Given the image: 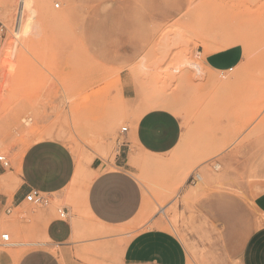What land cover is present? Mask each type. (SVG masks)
<instances>
[{"label":"rangeland","instance_id":"374dc122","mask_svg":"<svg viewBox=\"0 0 264 264\" xmlns=\"http://www.w3.org/2000/svg\"><path fill=\"white\" fill-rule=\"evenodd\" d=\"M46 1L0 0V154L13 166L28 144L60 140L76 158L73 181L82 184L92 159L113 158L123 142L132 114L126 79L137 117L169 109L181 121L180 141L164 157L132 160L144 193L140 217L115 232L75 221L71 241L119 264L120 235L158 227L178 236L188 264H240L245 222L235 220L239 214L216 221L195 204L208 194L228 197L235 209L250 204L245 172L264 148V0ZM238 38L245 44H234ZM232 48L241 54L232 69L204 63L205 54ZM194 174L200 179L188 183ZM248 209L246 220L264 221ZM3 232L23 244L9 252L43 240Z\"/></svg>","mask_w":264,"mask_h":264},{"label":"crops","instance_id":"0c3cea01","mask_svg":"<svg viewBox=\"0 0 264 264\" xmlns=\"http://www.w3.org/2000/svg\"><path fill=\"white\" fill-rule=\"evenodd\" d=\"M240 61L241 54L235 48L204 56L208 67L223 71ZM134 90L132 83L124 79L122 93L132 105V114L126 120L127 130L121 133L122 144L116 146L113 158L92 159L82 184L73 181L75 156L57 139L35 141L21 154L15 153L13 166L0 165V231L6 228L15 237L43 239L34 240L37 244L22 252L12 253L0 245V264H106L84 251L82 244H73V223L84 220L115 232L140 217L144 193L134 176L132 160L138 154L164 157L177 147L182 135L179 117L167 108L147 110L137 117L138 106L130 102ZM245 175L243 191L249 205L240 202L235 209L237 203L228 202V197L210 194L195 205L209 216H216V221L239 214L235 220L245 222L238 243L240 264H264V221L257 225L245 219L250 213L248 207L264 216V148L253 156ZM32 188L48 193L50 205L37 208L27 202L25 195ZM71 197L73 205L63 207L66 217H58L55 205L70 202ZM120 236L125 241L119 264H188L183 243L165 229L153 227Z\"/></svg>","mask_w":264,"mask_h":264},{"label":"built area","instance_id":"2783aa9c","mask_svg":"<svg viewBox=\"0 0 264 264\" xmlns=\"http://www.w3.org/2000/svg\"><path fill=\"white\" fill-rule=\"evenodd\" d=\"M59 4H55V7H58ZM3 26H0V32L3 31ZM127 130V126H123L121 128V133H124ZM0 165L4 168H8L10 166V161L9 159L3 155L0 154ZM200 179V176L198 174L191 175L189 177V183H195ZM25 200L35 206L38 207H47L51 203V198L48 193L42 192L38 189L32 188L28 191V193L25 195ZM57 213L59 214L60 218H65L66 217V211L64 210L63 207L57 208ZM1 243L0 245L5 248H11L15 246H21L23 245L22 243H15L11 241L10 234L8 232H3L1 233L0 236Z\"/></svg>","mask_w":264,"mask_h":264},{"label":"bare ground","instance_id":"6f19581e","mask_svg":"<svg viewBox=\"0 0 264 264\" xmlns=\"http://www.w3.org/2000/svg\"><path fill=\"white\" fill-rule=\"evenodd\" d=\"M42 1L45 2L46 0H45V1H44V0H37V3L40 5V4L42 3ZM50 1H51V0H50ZM46 2H47V1H46ZM47 3H48V2H47ZM38 4H37V5H38ZM41 5H42V4H41ZM44 7H45V5H44ZM43 9H44V8H42V10H43ZM39 10H40V9H39ZM64 14H66V13H64ZM64 14H61V15H64ZM59 15H60V14H59ZM238 39H239L238 42H236V43H234V44H243V43H244V40H243V39H241V38H238ZM246 43H247V42H246ZM234 44H233V45H234ZM244 44H245V43H244ZM225 45H226V46H225ZM225 45H224V46L227 47L228 44H225ZM229 46H230V45H229ZM229 46H228V47H229ZM220 49H221V48H220ZM219 51H220V50H219ZM207 52H208V51H206V53H207ZM213 52H214V51H213ZM216 52H217V51H216ZM211 53H212V51H211ZM205 55H207V54H205ZM25 120H26V119H25ZM47 130H48V129H47ZM49 131H50V130H49ZM44 132H45V131H44ZM40 134H41V133H40ZM42 134H43V133H42ZM45 134H46V133H45ZM56 134H57V133H56ZM60 135L62 136V134H60ZM67 135H68V134H67ZM45 136L47 137V135H45ZM52 136H53V135H52ZM54 136H55V135H54ZM65 136H66V135H65ZM68 137H69V136H68ZM64 138H65V137H64ZM70 138H72V137H70ZM45 139H46V138H45ZM39 140H41V139H39ZM67 140H68V138H67ZM29 145H31V143L28 144L24 149H22V151L20 152V154H21V153H22V152H23V151H24ZM35 244H36V243H35ZM27 245H28V244H27ZM17 251H18V250H17ZM21 252H22V251H21ZM12 253H13V252H12ZM13 255H15V254H13ZM16 258H17V257H16ZM16 258H15V259H16ZM12 259H13V258H12ZM14 261H15V260H14ZM14 261H13V262H14Z\"/></svg>","mask_w":264,"mask_h":264},{"label":"snow or ice","instance_id":"6c2138e0","mask_svg":"<svg viewBox=\"0 0 264 264\" xmlns=\"http://www.w3.org/2000/svg\"><path fill=\"white\" fill-rule=\"evenodd\" d=\"M243 242V241H242Z\"/></svg>","mask_w":264,"mask_h":264}]
</instances>
